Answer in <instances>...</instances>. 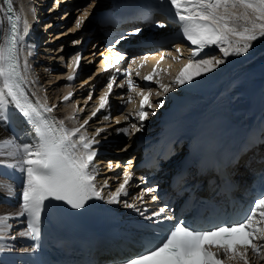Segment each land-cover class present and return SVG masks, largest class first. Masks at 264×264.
<instances>
[{
	"label": "snow or ice",
	"instance_id": "obj_1",
	"mask_svg": "<svg viewBox=\"0 0 264 264\" xmlns=\"http://www.w3.org/2000/svg\"><path fill=\"white\" fill-rule=\"evenodd\" d=\"M4 2L8 4L7 11L11 14L12 0ZM94 6L95 0L85 7ZM161 8L177 26L179 39L188 41L192 46L191 56L172 81L177 88L192 85L198 78L224 64L228 57L247 54L253 42L264 37V0H161ZM89 16L90 13L84 11L75 21L76 29H80ZM8 19L12 21V16L9 15ZM153 26L164 28L166 22L155 21ZM3 32V25L0 24V36H3ZM142 32L143 29L137 26L122 35L116 43L119 44L126 36H136ZM28 34L27 27L21 33L17 22H12L10 34L0 40V125L8 120L7 110L14 108L29 125L30 137L29 142L23 144L17 143L15 137L0 140V167L20 172L22 204L19 215L26 216L27 229L19 235L36 239L40 232L42 212L49 206L62 203L70 209L81 210L92 200H101L107 204L120 203L121 197L129 195L128 188L133 174L125 170L123 181L105 198L103 189L108 187V179H105L100 187L95 183L98 174L95 163L99 154L96 145L100 141L81 134L89 120L108 106L115 76L108 80L107 90L100 98L99 108L92 113V117L85 119L79 127L66 128L64 120L57 121L46 115L52 113L55 106L48 107L38 100L33 102L25 89L29 64L25 57L21 65L20 59L25 49L28 56L32 55V46L24 43ZM213 46L219 50V58L215 54L205 52V49ZM114 48L115 45H112L109 51ZM176 53H181L179 46L176 47ZM116 55L119 57L116 64L120 65L125 57L118 51ZM164 58L161 54L160 60ZM81 59L79 53L73 57V65H70L73 73H77ZM132 62L135 63V60ZM112 67L109 63L102 71L107 72ZM136 74L139 76V72ZM156 75V70L153 69L143 80L151 82ZM74 78L70 75L68 80ZM155 82L160 89L155 93L157 97H163L174 90L170 84H162L159 80ZM120 86L123 87V84ZM127 86L129 91L137 89L141 96L139 108L135 112L140 124L130 125L138 132L150 115L145 106L148 109H159L163 107L164 100L153 102L150 99V83L141 87L129 78ZM71 95L69 93L65 96L64 101H68ZM91 98L90 93L89 99ZM123 118L129 120L130 117ZM104 119L110 117L105 116ZM103 131L105 130L102 128L96 129V135L99 136ZM116 131L130 134L128 127H121ZM5 148L12 150L6 152ZM111 167L112 163L109 162V168ZM149 191L155 189H142L140 195L134 199L143 201ZM152 199L156 200L157 197L153 196ZM124 207L140 211L136 203L125 201ZM166 209L167 205L159 211H153L150 216L140 211V215L148 222L144 227L151 229L155 235L141 245V251L126 258L124 264H251L250 254L264 259V256H261L264 252V227L260 226L264 224V192L259 193L241 219L206 229L192 227L186 221L171 222L174 217L165 214ZM10 219L12 217L0 215V239L4 238L6 229L11 227L7 224ZM32 250L35 251V248ZM3 251L5 247L0 245V252Z\"/></svg>",
	"mask_w": 264,
	"mask_h": 264
},
{
	"label": "bare ground",
	"instance_id": "obj_2",
	"mask_svg": "<svg viewBox=\"0 0 264 264\" xmlns=\"http://www.w3.org/2000/svg\"><path fill=\"white\" fill-rule=\"evenodd\" d=\"M45 0H12V5L14 11L17 13L18 21H19V29H23V19H27L32 25H36L35 36H39V40L41 41L39 45L31 48L32 55H27V50L24 52V57L27 58L29 68L27 70L28 75L26 79V85L30 89L31 87H36L39 89L38 92L44 93V97L51 99V101H55L56 103L60 102L59 107L61 109L57 112L58 116H61L60 120H64V124L68 128H76L79 127L80 124L84 122L85 119H89V113L92 114L94 111H97L95 100L98 96H101L103 93L102 89H98L94 87L93 90H89V93L92 94V98L87 100L85 97L87 89L94 85V83L103 84L100 80L92 79V76L86 75L87 71L81 67V71L75 78L71 81L68 80V77L71 75L70 70L67 69L64 65V62L61 58V50H59L63 44V41L67 40L70 43V50L77 43H73L74 41L80 42L81 39H85V32L88 29L83 25V32H73V28L75 26L74 19L77 11L71 13L67 19L62 22L60 15L58 16L57 12L54 13L53 8L50 6L51 4L44 5ZM70 1H65L66 9H72L78 6V4H74L70 7ZM87 2V1H86ZM98 1H96L97 3ZM42 6V7H41ZM32 11L31 12V8ZM58 8V5L54 6ZM29 8V9H28ZM41 10V11H40ZM58 11V10H57ZM50 13V17L48 20L42 22L39 27V23L44 16ZM38 14H41L38 20ZM60 17V18H59ZM32 18V19H31ZM59 21L60 23L54 27V24ZM73 22V26H72ZM0 24L3 25V36H0V40H2L5 36L6 32V17H5V8L2 0H0ZM39 27V28H38ZM55 31H52V28H56ZM70 31V32H68ZM67 33V37L65 34ZM95 33V32H94ZM93 33V34H94ZM61 37V38H60ZM94 35H92V38ZM60 38V39H59ZM97 40V41H95ZM100 40L96 37L89 42L85 49L83 57H88L92 55L93 51H96L98 47L92 48V44L97 42L98 44ZM44 42V43H43ZM213 52L210 54H215L219 58V50L214 46ZM65 52V51H64ZM173 55L179 56V59H176V64L173 69V73L168 80L166 79L165 83L170 84L176 92L184 95L188 98L190 106L192 108V112H195L196 109H199L200 114H204V110H211L212 112L222 111L225 107L227 98L228 106L233 104L234 110L242 111L240 100L237 96L234 95L236 91V85L234 82L239 84L242 83L244 89H250L252 84V77L258 75H264V37L259 38L257 41L253 42V46L250 48L249 52L243 56H231L225 60V63L220 65L213 72L208 73L200 78H198L192 85H185L177 88L172 81L175 79L176 75L179 73L180 69L183 67L184 63L187 61V52L183 51L179 54L173 52ZM96 56V55H95ZM231 81H233L231 83ZM71 91V98L68 101H64L63 95L67 91ZM255 90V89H251ZM258 91V89H256ZM75 95V96H74ZM74 96V97H72ZM110 97L113 98L112 94ZM154 100H156V96H152ZM247 99H250L251 96L246 95ZM91 106L95 108L92 109ZM81 109L85 111L84 114L81 113ZM107 110L104 108L97 112L96 117H92L89 120L88 125L85 126L84 131L87 129V133L89 136L87 138L92 139L94 133H96V129L102 128L105 131L100 133L99 136L95 135V138L99 141L104 138H111V145H113V150L119 154H122L121 145L133 148V140L131 134L125 135L123 133H119L116 129L123 127L122 123H116L117 118H110V120L104 119V116L101 113H106ZM134 113L132 112L128 116H132ZM148 125H143L142 129H146ZM91 135V136H90ZM11 138L7 133L3 132L0 128V140ZM18 143V142H17ZM108 144H98L96 147L105 146ZM128 148V149H129ZM12 149L5 148L4 151H9ZM130 153H133L130 150ZM125 154L112 156L111 158L115 160H119L123 158ZM7 159V158H5ZM11 162V161H8ZM104 157H97L95 166L98 169L97 181L102 185L105 182V179H108V188L118 187L119 182H117L118 177L115 176L113 172L114 167L109 168L105 166ZM117 161H115L116 163ZM20 188L22 189V183L20 184ZM11 182L0 178V191L10 192ZM130 188V187H129ZM103 190H106L103 189ZM135 188H130V191H134ZM17 209L0 205V215H16ZM14 217V216H13ZM8 225L10 223H7ZM8 229V228H7ZM6 229V232H7ZM251 264H264V259L255 257L250 254Z\"/></svg>",
	"mask_w": 264,
	"mask_h": 264
},
{
	"label": "rangeland",
	"instance_id": "obj_3",
	"mask_svg": "<svg viewBox=\"0 0 264 264\" xmlns=\"http://www.w3.org/2000/svg\"><path fill=\"white\" fill-rule=\"evenodd\" d=\"M48 4H49L48 2L45 3V5H48ZM43 6H44V4H43ZM41 7H42V6H41ZM40 11H41V10H40ZM57 14H58V16L60 15V17H61V11H60V10L57 11ZM60 17H59V18H60ZM48 19H49V18L42 19L40 22L42 23V22H44V21H46V20H48ZM41 23H40V24H41ZM59 23H60V22L57 21V22L54 24V27L57 26ZM40 24H39V27H41ZM39 27H38V28H39ZM58 28H60V27L52 28V31H55V30L58 29ZM82 32H83V31H82ZM98 40H99V38H98ZM95 41H97V40H95Z\"/></svg>",
	"mask_w": 264,
	"mask_h": 264
}]
</instances>
